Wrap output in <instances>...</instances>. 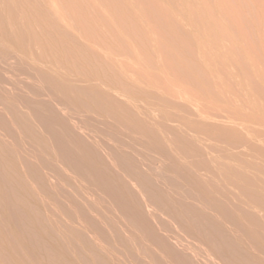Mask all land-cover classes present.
Here are the masks:
<instances>
[{
  "label": "bare ground",
  "instance_id": "bare-ground-1",
  "mask_svg": "<svg viewBox=\"0 0 264 264\" xmlns=\"http://www.w3.org/2000/svg\"><path fill=\"white\" fill-rule=\"evenodd\" d=\"M43 6L0 0V264H264L263 144L78 58Z\"/></svg>",
  "mask_w": 264,
  "mask_h": 264
},
{
  "label": "rangeland",
  "instance_id": "rangeland-1",
  "mask_svg": "<svg viewBox=\"0 0 264 264\" xmlns=\"http://www.w3.org/2000/svg\"><path fill=\"white\" fill-rule=\"evenodd\" d=\"M38 1H42L43 7L47 8L45 10L53 19L57 18L63 25L65 19L64 26L59 22L58 24L63 26L69 37H73L75 42L77 39L76 43L82 45L83 53L76 52L78 58H82L84 54L85 56L89 55L91 60L95 58L91 62L92 65L98 58L99 60L105 59V63L108 64H112L111 60L115 61L113 64H116V61L126 62L127 68L130 69L129 73L127 72L128 76L130 78L133 76L138 81L137 83H132L131 80L129 83L126 81L133 92L143 91L142 93L145 92L149 95V93L157 91L159 94L155 93V101L159 97L162 104L171 105L183 114L195 113V102H199V106L196 103V109L203 116L212 118L216 115L214 117L220 118L219 115H224L220 120H223L225 125L234 127L243 134L248 132L253 138H257L256 140L261 135L262 140L259 138L261 141L255 139L253 141L259 142L255 143L256 146L260 144L259 147L263 144V149L260 148V150L264 152V134L260 131H264V0H73V10L70 7L67 9L68 12L74 11L73 14L71 11V13L66 11V5L71 4L70 0H64L67 2L48 0V5L45 0ZM52 1L54 2L52 3ZM222 2L224 3L222 4ZM74 4L77 6L75 7ZM77 17H81V19ZM75 20L80 21L77 24L83 29L78 27ZM140 21L144 24H141ZM119 24H122L121 27ZM128 26H132V28H128ZM143 27L149 31L151 29L154 35H148L149 31ZM77 28L83 32L77 34L79 32ZM129 29L134 30V35L128 34ZM84 30L90 34L91 41L89 40V43L95 39L97 44L99 41L98 45L101 47V41H104L103 44L108 45H103L106 50L101 47L103 49L101 52V48L97 45L89 44L87 41L90 37ZM81 33H85V38ZM84 50L88 52L85 53ZM104 51L107 53L105 54ZM115 53H118V57L115 56ZM209 53L211 54L209 55ZM93 54L97 57H94ZM111 55H114L119 61ZM148 63H152V65ZM6 67L4 64L1 65L3 70H7L8 67ZM165 68L167 72L164 70ZM108 70L114 71L109 68ZM194 96L197 101L193 99ZM200 100L203 101L202 104ZM190 102L194 109H192V104L188 105ZM214 117L213 119L217 123L221 122ZM3 132L5 135L6 131L1 128L2 136ZM14 229L11 228L12 232L10 233L15 234Z\"/></svg>",
  "mask_w": 264,
  "mask_h": 264
}]
</instances>
